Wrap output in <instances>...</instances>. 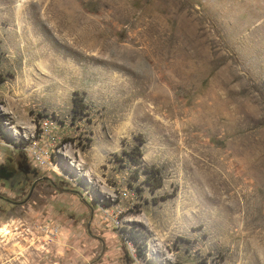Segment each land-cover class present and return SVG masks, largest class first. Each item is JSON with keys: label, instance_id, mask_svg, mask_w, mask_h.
Instances as JSON below:
<instances>
[{"label": "rangeland", "instance_id": "374dc122", "mask_svg": "<svg viewBox=\"0 0 264 264\" xmlns=\"http://www.w3.org/2000/svg\"><path fill=\"white\" fill-rule=\"evenodd\" d=\"M0 130V264H264V0H0Z\"/></svg>", "mask_w": 264, "mask_h": 264}, {"label": "trees", "instance_id": "16d2710c", "mask_svg": "<svg viewBox=\"0 0 264 264\" xmlns=\"http://www.w3.org/2000/svg\"><path fill=\"white\" fill-rule=\"evenodd\" d=\"M85 106L83 105L81 98H76V96L73 98V106H72V112L75 113L76 115L81 114L84 110ZM0 135L2 138L7 140H11L9 137H6V134L4 132H1L0 130ZM125 155L127 156V158L135 165H139L140 161V150L137 146H134L129 152L125 153ZM143 173L145 174V178H144V183L148 186L149 190L151 192H153L155 189H157V187H159L161 185V177L159 174V171L156 169H153L151 167H143ZM135 231H131L129 230L128 232H126L125 234L129 235V239L130 241L133 243L134 246L137 247V256H141V258H143L145 264H153L151 262V260L146 259L144 256V248L145 247V243H146V236L144 234H142L141 232H139L140 234V242L137 241V236L135 234ZM142 235V236H141ZM141 245V248H139V246ZM141 251L143 252H140Z\"/></svg>", "mask_w": 264, "mask_h": 264}]
</instances>
